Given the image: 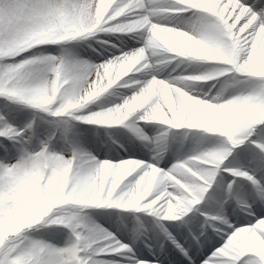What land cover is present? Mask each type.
Instances as JSON below:
<instances>
[{"label":"snow or ice","instance_id":"1","mask_svg":"<svg viewBox=\"0 0 264 264\" xmlns=\"http://www.w3.org/2000/svg\"><path fill=\"white\" fill-rule=\"evenodd\" d=\"M0 100V264H264V0H0Z\"/></svg>","mask_w":264,"mask_h":264},{"label":"bare ground","instance_id":"2","mask_svg":"<svg viewBox=\"0 0 264 264\" xmlns=\"http://www.w3.org/2000/svg\"><path fill=\"white\" fill-rule=\"evenodd\" d=\"M209 63H212V62H209ZM194 83L199 85V84H204V83H208V82L198 81V82H194ZM125 91H127V90L123 89V88H118L117 86H114L113 90H110V93L105 94V96L102 97L99 102L100 103H104L106 101L118 102L119 94L122 92H125ZM144 123L147 126V129L149 132H152L155 129L161 127L159 122L152 121V122H144ZM83 127L87 128L89 126L85 125ZM97 127L99 128L101 133H103L105 131V129H108L111 131L119 130L122 133H125L126 135H131V133L127 129H125L123 125H117V126H104V125H102V126H97ZM202 131L203 130H195V132H202ZM211 135L214 136L216 134H211ZM137 143H139V142L137 141ZM170 143L172 144V148L169 151L167 157L165 158V163H163L161 166H167V164L170 165V163L176 159L175 157H177V155H184L197 146V140L196 139H193L192 136H189L187 138V140H185L183 138L182 134L179 132L177 133V136L174 140L170 138ZM207 143L208 144H214L215 140H210ZM244 147H247V145H245ZM116 148H117L116 145L112 146L113 151H115ZM238 150L239 149H237V151ZM105 151H107V150H105ZM230 160H232L233 162H237V157H236L235 153L233 154L232 157H230ZM238 162L239 163H246L243 160H239ZM251 187L252 186H251L250 182H248L246 179H242L240 186L237 188V192L241 196H246L247 193L251 190ZM93 211L95 213H101V214H105V215L107 213L115 214V213L119 212L125 216L130 217L131 213H133L135 210H130V209H120V210H116V209H110V210H108V209H95ZM98 219H99L100 223L104 224L105 227H108V224L105 223V221L103 219H100L99 217H98Z\"/></svg>","mask_w":264,"mask_h":264},{"label":"rangeland","instance_id":"3","mask_svg":"<svg viewBox=\"0 0 264 264\" xmlns=\"http://www.w3.org/2000/svg\"><path fill=\"white\" fill-rule=\"evenodd\" d=\"M5 103V101H3V100H0V105H3ZM26 112H30V111H32V110H30V109H27V110H25ZM120 143H123V140H120L119 141ZM117 147H118V145H116ZM101 158H103V155H101ZM176 158V157H175ZM174 160V159H173ZM167 166H169L168 164H167ZM167 166H161V167H164V168H166Z\"/></svg>","mask_w":264,"mask_h":264}]
</instances>
